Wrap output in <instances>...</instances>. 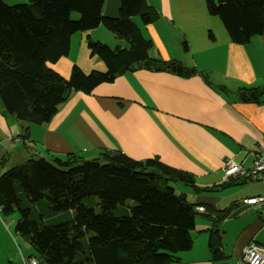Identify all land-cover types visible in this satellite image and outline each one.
Here are the masks:
<instances>
[{"label": "trees", "instance_id": "trees-1", "mask_svg": "<svg viewBox=\"0 0 264 264\" xmlns=\"http://www.w3.org/2000/svg\"><path fill=\"white\" fill-rule=\"evenodd\" d=\"M103 1L7 4L0 0V104L4 115L30 124L46 123L71 93L88 94L126 71L144 68L138 63L148 61L153 66L158 61L149 57L152 42L132 18L138 16L142 25L150 24L159 17L158 10L147 0H119L117 14L106 16ZM205 6L232 43L246 44L264 30V0H205ZM99 25L124 43L110 47L88 37L87 49L103 61L104 70L85 73L74 64L68 77H63L49 67L68 54L72 34ZM181 48L187 50L185 41ZM162 62L170 72L171 65L178 64ZM181 75L210 84L209 74L195 67H183ZM245 90L248 97L255 93L253 102L264 95L261 87ZM28 135L25 128L22 142L27 150ZM234 182L237 179L232 177L200 187L188 171L157 157L134 159L118 149H102L92 158L73 152L63 158L31 154L0 173V210L4 215L18 212L14 231L32 248L27 257L38 259L39 264H169L177 253L191 248L190 232L197 215L196 204L188 201L185 192L177 194L173 184L211 192ZM88 197L97 199V212L84 202ZM234 206L207 208L204 213L213 224L208 247L215 259L222 255L216 225ZM53 215L61 219L46 223L44 217L54 219Z\"/></svg>", "mask_w": 264, "mask_h": 264}, {"label": "crops", "instance_id": "crops-1", "mask_svg": "<svg viewBox=\"0 0 264 264\" xmlns=\"http://www.w3.org/2000/svg\"><path fill=\"white\" fill-rule=\"evenodd\" d=\"M147 1L158 10L159 17L146 25L134 21L152 42L149 57L206 71L209 85L195 76L138 68L98 84L88 94L71 93L50 120L39 125L4 115L0 104L1 141L19 147L17 143L27 128L29 150L23 145L27 156V151L48 157L69 152L84 155L82 152L92 148L93 152L118 149L139 160L157 157L191 173L200 187L224 181L221 169L227 159L249 169L258 148L264 147V95L253 102L250 96L232 98L230 93L264 86V30L246 44H235L218 19L207 13L205 0ZM118 4L119 0H104L102 13L115 16ZM88 37L109 46L124 44L102 25L76 32L70 37L68 54L49 67L63 77H68L74 64L85 73L104 70L101 59L90 63L81 56V52L87 54ZM182 41L187 50H182ZM217 76L223 78L218 80ZM217 86L226 89V95ZM77 137L84 140L79 142ZM14 151L19 153L16 162L25 158L21 149ZM3 169L1 166L0 173ZM245 176L236 174L237 182L220 191L194 192L183 184L176 187L205 211L232 203L235 206L216 225L221 236L219 258H213L208 247L213 224L205 212H198L190 232L191 248L177 253L169 264H245L240 257L242 248L249 241L264 245V221L256 209H246L243 204L246 197L264 195V175ZM18 252L19 256L14 251L7 254L5 264H19Z\"/></svg>", "mask_w": 264, "mask_h": 264}, {"label": "rangeland", "instance_id": "rangeland-1", "mask_svg": "<svg viewBox=\"0 0 264 264\" xmlns=\"http://www.w3.org/2000/svg\"><path fill=\"white\" fill-rule=\"evenodd\" d=\"M3 1L7 4H15V3L17 4V3L27 2V0H3ZM71 15L73 17L77 18L76 13H72ZM75 18H73V19H75ZM132 18L140 20L138 16H133ZM120 43H122L121 40H120ZM115 45L116 44L114 43L110 47H114ZM74 51L75 50H72V53H74ZM89 55H91V54H90L88 49H87V54H85V56L81 52V56L83 58H89L90 63H92V60L96 59V58L100 60V58H98L96 55H92V56H89ZM97 70H101V69H97ZM87 72H89V70ZM222 78L223 77L217 76L218 80H220ZM227 84L231 85L232 83L230 80H228ZM217 88H218V90L224 92L222 87L217 86ZM223 94L226 95V92H224ZM230 94H231L230 96L232 98H233V95H237L240 98V92L236 91V93L231 92ZM1 138H2V135L0 136V167L3 166L4 167L3 170L11 167L14 164L22 162L23 160H25L27 157H29L31 155V152L34 153V151H31V149H30L31 152L27 151L28 152V156H27L21 139H19V142L17 143V145H19V147H15V146L9 145L8 143L4 144V142L1 141ZM77 138H78L79 142H82L84 140V138H81V137H77ZM84 146H88V145L84 144ZM3 147H5L6 150H8V152H5V149L2 150ZM15 149H17V150L21 149L25 154V158L16 162L19 153L17 151H14ZM98 153H99L98 150H95V152H93V149L91 148V149L86 150L85 153L82 152V154H84L82 156L84 158H92V157L98 155ZM64 154L65 153H61V155H59V153H58L55 156H60L61 158H63ZM48 156H49V154L48 155L44 154V157H48ZM48 158H50V157H48ZM178 185H182V184H180V183L173 184L174 190L177 194H179L181 191L178 188H176ZM84 202L89 203V205H91L96 212L98 211V206L96 204L97 199L95 197L85 198ZM128 203L131 204V202H128ZM18 215L19 214L17 211H14L13 213H11L9 215H4L0 210V264H5L7 261V254H10L13 251L18 256H19V252H18L19 250L21 251L22 254H24L26 256L29 255L30 253H32V248L30 247V245L28 244L26 239L14 231V224L18 218ZM70 215H71V213H70ZM52 218H54V219H51V218L46 216V217H44V220H46V223H50V222H54V221L61 219L60 215H53Z\"/></svg>", "mask_w": 264, "mask_h": 264}, {"label": "built area", "instance_id": "built-area-1", "mask_svg": "<svg viewBox=\"0 0 264 264\" xmlns=\"http://www.w3.org/2000/svg\"><path fill=\"white\" fill-rule=\"evenodd\" d=\"M225 167L222 172L224 179L234 177L236 174L246 175L248 178L261 177L264 175V147H259L254 154L253 161L250 168L244 170L242 166L234 160L229 159L225 162ZM243 204L247 206L246 209H256L259 216L264 221V195H255L243 199ZM202 210L201 207H198ZM19 264H39L38 259L33 257H24L20 252ZM245 264H264V246L256 244L254 241H249L241 251L240 255Z\"/></svg>", "mask_w": 264, "mask_h": 264}, {"label": "water", "instance_id": "water-1", "mask_svg": "<svg viewBox=\"0 0 264 264\" xmlns=\"http://www.w3.org/2000/svg\"><path fill=\"white\" fill-rule=\"evenodd\" d=\"M151 65L148 61H144L142 63H138V67H144V68H149ZM136 66L134 65L133 68ZM153 68L156 70H162L164 69V65L162 62H157L155 65H153ZM171 70L174 71L177 75L182 74V67L179 64H173L171 65ZM263 91H264V86H263ZM240 97L243 99V93L240 94Z\"/></svg>", "mask_w": 264, "mask_h": 264}, {"label": "bare ground", "instance_id": "bare-ground-1", "mask_svg": "<svg viewBox=\"0 0 264 264\" xmlns=\"http://www.w3.org/2000/svg\"><path fill=\"white\" fill-rule=\"evenodd\" d=\"M157 62H162V61H156V63H157ZM162 63H163V62H162ZM154 65H155V64H154ZM163 65H164V63H163ZM172 65H173V64H172ZM151 67H153V66L151 65ZM181 67H182V66H181ZM153 70H155V69H153ZM164 70H165V69H164ZM170 70H171V67H170ZM173 72H174V71H173ZM182 72H183V68H182ZM174 73H175V72H174ZM262 91H263V87H262ZM239 92H240V94L243 93V99H245V98H246V91L241 90V91H239ZM263 92H264V91H263ZM249 96L252 97V98H255V97H256V95H255L254 92H250V93H249ZM240 98H241V97H240ZM241 99H242V98H241ZM227 160H229V159H227ZM227 160H226V161H227ZM226 161H224V164H223V166H222L221 172H223V169H224V167H225V164H226L225 162H226ZM222 179H223V180H227V179H224L223 177H222ZM198 207H201L202 210H199ZM194 210H195L197 213H198V212H205V208H204L203 206H197V205H196L195 208H194ZM262 246H264V245H262Z\"/></svg>", "mask_w": 264, "mask_h": 264}]
</instances>
